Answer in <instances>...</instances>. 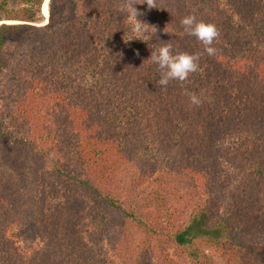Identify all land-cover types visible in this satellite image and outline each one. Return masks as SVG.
<instances>
[{
    "label": "trees",
    "instance_id": "1",
    "mask_svg": "<svg viewBox=\"0 0 264 264\" xmlns=\"http://www.w3.org/2000/svg\"><path fill=\"white\" fill-rule=\"evenodd\" d=\"M45 1L0 0V264H264V0L136 4L146 41L125 0ZM167 42L199 69L161 89Z\"/></svg>",
    "mask_w": 264,
    "mask_h": 264
},
{
    "label": "clouds",
    "instance_id": "2",
    "mask_svg": "<svg viewBox=\"0 0 264 264\" xmlns=\"http://www.w3.org/2000/svg\"><path fill=\"white\" fill-rule=\"evenodd\" d=\"M147 4L149 9L157 8L156 0H125V4L121 7V12H127L130 16V31L133 33L132 39H141L147 31L144 22L137 19L141 15L135 8L136 4ZM46 20V19H45ZM186 34L194 36L203 46L204 51L213 56L217 53V49L213 47V43L218 39L220 32L215 24L198 21L195 15L189 14L180 20ZM151 60L158 66L161 72L156 84L161 89L166 88L173 80L181 83L185 82L190 74L195 73L199 69V54L176 53L173 54L171 45L163 43L157 50H152ZM190 101V104L195 107H200L205 101L195 93H185ZM211 102V100H208Z\"/></svg>",
    "mask_w": 264,
    "mask_h": 264
},
{
    "label": "rangeland",
    "instance_id": "3",
    "mask_svg": "<svg viewBox=\"0 0 264 264\" xmlns=\"http://www.w3.org/2000/svg\"><path fill=\"white\" fill-rule=\"evenodd\" d=\"M45 22H46V20H45ZM45 22H41V23H38V24H40V25H46ZM10 197H11L10 196V193H8L7 190L4 188V192L0 196V212H1L0 213V217H3V216L7 217V216H9V218H10V213L11 212H14L16 214V212H18V210L20 209L19 206H18V208L16 206H14V207L11 206V205H13V203H12L13 198H10ZM13 236H14V239H15L17 245L23 251H28L33 246L37 245V241L36 242H33V241H29L27 239L23 240L24 238L18 239V236L16 234H13Z\"/></svg>",
    "mask_w": 264,
    "mask_h": 264
},
{
    "label": "bare ground",
    "instance_id": "4",
    "mask_svg": "<svg viewBox=\"0 0 264 264\" xmlns=\"http://www.w3.org/2000/svg\"><path fill=\"white\" fill-rule=\"evenodd\" d=\"M49 2H50V0H46L44 2L43 8H42L43 15H44V17L46 19L45 23L48 22L47 19H48V16H49Z\"/></svg>",
    "mask_w": 264,
    "mask_h": 264
},
{
    "label": "water",
    "instance_id": "5",
    "mask_svg": "<svg viewBox=\"0 0 264 264\" xmlns=\"http://www.w3.org/2000/svg\"><path fill=\"white\" fill-rule=\"evenodd\" d=\"M48 19H49V16H48ZM48 19H47V21H48ZM47 23H48V22H47ZM47 23H46V24H47Z\"/></svg>",
    "mask_w": 264,
    "mask_h": 264
}]
</instances>
